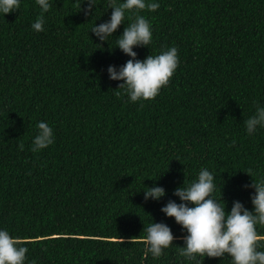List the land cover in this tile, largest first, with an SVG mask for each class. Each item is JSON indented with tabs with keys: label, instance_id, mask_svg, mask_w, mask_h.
<instances>
[{
	"label": "trees",
	"instance_id": "1",
	"mask_svg": "<svg viewBox=\"0 0 264 264\" xmlns=\"http://www.w3.org/2000/svg\"><path fill=\"white\" fill-rule=\"evenodd\" d=\"M19 2L0 13V230L27 242L25 264H232L180 256L187 231L161 208L207 169L226 212L254 210L245 185L264 179V127L248 134L245 120L264 107V0H150L160 7L139 13L152 40L136 59L176 47L180 62L137 102L107 71L132 59L117 40L136 13L101 41L91 29L110 0H49L39 32L36 0ZM41 121L54 143L33 152ZM148 187L165 195L145 200ZM152 222L175 237L158 258L142 242Z\"/></svg>",
	"mask_w": 264,
	"mask_h": 264
},
{
	"label": "clouds",
	"instance_id": "2",
	"mask_svg": "<svg viewBox=\"0 0 264 264\" xmlns=\"http://www.w3.org/2000/svg\"><path fill=\"white\" fill-rule=\"evenodd\" d=\"M42 9L41 15L32 24L35 31H43V14L51 5L49 0H36ZM95 4L89 0V9ZM19 0H0V13L7 14L19 9ZM160 5L150 0H124L117 4L110 0L112 9L110 20L94 25L91 31L101 40L106 41L118 27L125 22L126 12H134L135 19L125 26L117 40V46L123 53L132 57L119 68L109 66L107 71L112 80H122L117 88L124 89L131 102L152 100L160 90L167 86L179 65L178 49L171 47L158 55H148L145 59H136L134 46H148L152 40L149 21L139 13L142 10L155 12ZM115 95L120 96V92ZM248 134L256 131L257 126L264 127V107H257L255 115L245 120ZM37 135L32 141L33 152L44 149L54 143L53 130L46 122L37 124ZM20 150L24 144L19 145ZM251 175V171L247 172ZM185 182V181H184ZM184 185V183H183ZM178 187L174 195L182 203L170 200L161 208L168 217H173L177 224L187 231L184 246L178 252L188 260H196L197 256L217 258L228 254L232 264H264V234L257 231V225L264 226V179L253 180L251 185L255 194L251 200L254 206L249 211L239 201H234L230 212L225 211V203L221 204L213 198L216 189L213 173L207 169L199 172L198 178L187 186ZM165 195L163 187H148L144 192L145 200H158ZM189 204L194 206H189ZM144 231L147 235L142 242L153 258L163 254V249L170 247L175 239L171 228L165 223H150ZM26 241L13 237L7 230H0V264H25L28 248ZM35 264V261L32 262Z\"/></svg>",
	"mask_w": 264,
	"mask_h": 264
}]
</instances>
